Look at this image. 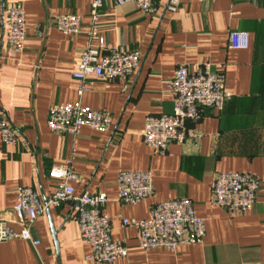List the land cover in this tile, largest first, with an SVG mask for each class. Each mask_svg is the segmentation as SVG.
<instances>
[{
  "label": "crops",
  "instance_id": "1",
  "mask_svg": "<svg viewBox=\"0 0 264 264\" xmlns=\"http://www.w3.org/2000/svg\"><path fill=\"white\" fill-rule=\"evenodd\" d=\"M157 12L144 14L134 4L104 0L101 36L113 47L139 51L141 63L125 80L90 77L88 92L78 96L73 77L87 41L92 0H0V112L22 135L17 145L0 138V220L14 222L19 187L37 190L43 202L54 192L49 176L55 165L72 164L79 176L77 195L105 193L104 212L112 237L128 248L115 264H264V0H180L170 12L168 0H155ZM25 12L27 39L19 58L7 56L4 22L10 5ZM82 17L81 33L65 36L57 18ZM231 33L248 37L246 48L229 45ZM206 63L224 74L232 94L222 110L205 109L186 124L184 144H172L156 155L143 142L150 115L173 113L170 83L178 66L197 71ZM109 112L108 131L84 127L78 137L57 136L47 127L50 106L78 104ZM120 171L151 172L154 192L137 205L118 201ZM251 173L261 179L250 212L232 214L213 206L214 179L224 173ZM187 199L206 222L201 244L176 252L144 251L139 231L123 227L124 219L147 220L157 203ZM72 204L50 207L39 217L32 236L0 243V264H94L91 248L81 239ZM20 231L18 226H15Z\"/></svg>",
  "mask_w": 264,
  "mask_h": 264
},
{
  "label": "built area",
  "instance_id": "2",
  "mask_svg": "<svg viewBox=\"0 0 264 264\" xmlns=\"http://www.w3.org/2000/svg\"><path fill=\"white\" fill-rule=\"evenodd\" d=\"M124 4H134L144 14L157 12L155 0H116L117 6ZM179 4L180 0H168L166 8L174 12ZM103 5L104 0L91 2L87 41L73 72L79 85L80 98L88 92L90 77L107 82L125 80L139 68L142 59L139 51L128 52L123 48L113 47L101 36L99 18ZM81 26V16L66 14L57 18L56 27L65 36L80 34ZM4 37L7 56L19 58L25 50L27 39L25 12L20 3L10 5L7 10ZM247 44L248 37L245 34H230L229 45L232 48H246ZM170 88L173 94V113L148 116L142 133L143 142L156 155H166L172 144H184L188 121L199 120L205 109L222 110L233 97L225 89L224 74L213 70L209 63L197 71H191L186 65L178 66ZM112 122V115L106 111L92 110L80 103L54 104L49 108L47 127L54 135H70L76 140L82 128L105 132L110 129ZM0 138L5 146L17 145L22 140L21 133L1 112ZM49 176L55 181V185L53 194L46 202L42 201L34 188L17 189L16 204L12 210L16 220H0V243L25 240L38 245L40 241L33 238L32 229L39 217L50 207L72 204L73 218L78 224L81 239L91 248L87 261L94 264H115L117 260L127 257L126 244L112 237L111 220L104 212L108 203L107 195H77L73 183L79 180V176L71 160L55 165ZM261 183V179L251 173L219 174L213 182L211 202L213 206L232 214L250 212L256 203ZM116 186L118 201L122 205H137L150 198L154 192L151 172L120 171ZM122 226L138 229V246L147 252L163 249L173 253L184 246L201 244L206 237V222L197 217L193 203L187 199L157 203L152 208L149 219H124Z\"/></svg>",
  "mask_w": 264,
  "mask_h": 264
}]
</instances>
